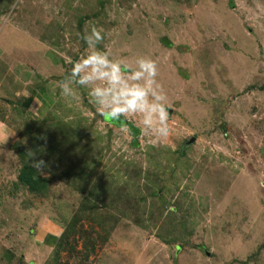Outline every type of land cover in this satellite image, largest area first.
<instances>
[{
  "label": "rangeland",
  "instance_id": "obj_1",
  "mask_svg": "<svg viewBox=\"0 0 264 264\" xmlns=\"http://www.w3.org/2000/svg\"><path fill=\"white\" fill-rule=\"evenodd\" d=\"M93 27L111 59L156 61L166 140L104 119L90 87L62 95ZM49 52L51 108L0 146V264H264V0H0L3 88ZM32 153L42 195L18 176Z\"/></svg>",
  "mask_w": 264,
  "mask_h": 264
},
{
  "label": "clouds",
  "instance_id": "obj_2",
  "mask_svg": "<svg viewBox=\"0 0 264 264\" xmlns=\"http://www.w3.org/2000/svg\"><path fill=\"white\" fill-rule=\"evenodd\" d=\"M85 40L89 53L71 63L66 80L59 83L62 95L74 96L73 84L90 87V96L107 120L126 128L125 117L142 116V134L153 146L170 135L167 96L157 81L158 66L151 58L138 57L135 66L110 58L96 45L103 40L100 30L93 27ZM31 164L43 172L47 163L31 154Z\"/></svg>",
  "mask_w": 264,
  "mask_h": 264
},
{
  "label": "crops",
  "instance_id": "obj_3",
  "mask_svg": "<svg viewBox=\"0 0 264 264\" xmlns=\"http://www.w3.org/2000/svg\"><path fill=\"white\" fill-rule=\"evenodd\" d=\"M27 42H29V40ZM30 44L31 43L24 42L20 45H22V48L25 50L26 57L28 59L30 57L31 60H34L38 56L32 55L33 53H31ZM43 57L45 59H39V61L35 63L36 66L35 64H31L33 65L32 67H29V70L32 72L31 75H24V73H26L25 71L19 74L22 79H25V81H30V85H23L25 81H21V79V82H19V85L21 86L15 89L14 87L18 86V83L10 84V82H8V86H13L11 89H5L3 88V85L0 84V146H4L2 148H9L19 139L18 125L22 118L25 117L24 115H43L51 108L54 102L52 92L50 91V82H48V80L49 77L55 75L58 70L54 71L51 75H45L40 71V67L43 65L44 61H47L48 57L56 63H59L60 57L50 52ZM19 72L20 70L16 73ZM11 78L18 79L16 75H11ZM12 89H14V91H12ZM5 105L8 106V108ZM9 116H15L18 121L13 124L10 123L8 120ZM55 230L58 231L59 229Z\"/></svg>",
  "mask_w": 264,
  "mask_h": 264
},
{
  "label": "trees",
  "instance_id": "obj_4",
  "mask_svg": "<svg viewBox=\"0 0 264 264\" xmlns=\"http://www.w3.org/2000/svg\"><path fill=\"white\" fill-rule=\"evenodd\" d=\"M105 118V117H104ZM136 132H138V129H135ZM19 143V140L16 141V143H13V145H16ZM17 146V145H16ZM53 147V146H52ZM26 157H28L27 154H25ZM31 163H24V165L20 168V172H19V179L27 184V186L29 187V189L33 192H35V194H44L51 186V178L49 177H42V175L38 174L39 171L32 166ZM65 233V232H64ZM62 234L61 237L57 240L56 243V251L60 250L61 248L65 247L67 245L68 250H73L74 247L73 245H71L70 243H68V237L65 238V234ZM85 247V244H84ZM90 247V246H86ZM85 259H87L88 255L85 254Z\"/></svg>",
  "mask_w": 264,
  "mask_h": 264
},
{
  "label": "flooded vegetation",
  "instance_id": "obj_5",
  "mask_svg": "<svg viewBox=\"0 0 264 264\" xmlns=\"http://www.w3.org/2000/svg\"><path fill=\"white\" fill-rule=\"evenodd\" d=\"M104 119H106V118H104Z\"/></svg>",
  "mask_w": 264,
  "mask_h": 264
}]
</instances>
